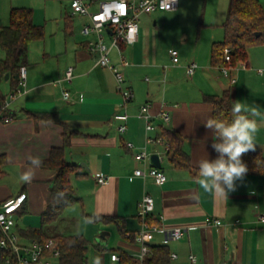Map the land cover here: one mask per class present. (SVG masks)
Wrapping results in <instances>:
<instances>
[{
    "label": "crops",
    "instance_id": "0c3cea01",
    "mask_svg": "<svg viewBox=\"0 0 264 264\" xmlns=\"http://www.w3.org/2000/svg\"><path fill=\"white\" fill-rule=\"evenodd\" d=\"M72 1H0V29L9 23L11 8L29 7L34 24L44 31L43 38L28 47L22 94L10 99L13 78L6 80L0 76V90L12 115L11 121L0 122V155L7 157L5 175L0 179V203L27 194L26 202L15 213V232L19 235V229L41 228L55 177L54 171L41 165L31 183L23 182L20 175L28 166L26 155H39L44 160L52 148L65 147L67 162L79 166L71 175V185L80 200L64 210L55 229L87 239L88 264H122V260L140 259L142 247L137 234L142 223L138 212L145 194L154 199L149 219L160 228L145 232V257H151V247L162 245L171 254L167 264H264V224L257 223L258 215L264 214V174L247 173L243 181L236 182V190L228 194L227 200L204 192L196 183L198 159L206 153L210 159L217 156L211 147V130L204 126L212 117V108L205 103L204 96L229 91L232 103L239 100L258 107L264 114V75L259 73L264 69V43L251 46L247 60L232 65L229 77L222 74L220 66L211 64L209 47L207 57L201 56L199 43L192 58L182 57L177 49L181 57L179 64L174 65L169 50L176 48L171 45L160 49V40L152 27L162 22L163 29L169 16L179 18L183 5L179 2L175 11L142 14L138 40L124 48L120 46L130 65L122 67L118 51L110 52L112 64L125 74L123 89L133 92L127 104V130L120 133L113 116L124 109L121 92L116 90L111 70L99 65L98 53L89 49L95 36L87 37L82 31L81 36L86 38L76 34L77 15L71 14ZM83 1L95 12L107 0ZM260 2L264 5L263 0ZM110 36L108 33L105 37L108 45ZM188 41L189 36L184 33L178 44L183 47ZM4 57L0 47V59ZM192 62L197 69L187 80L186 70ZM69 67H73L70 81L65 79ZM65 92H69L68 98ZM146 104L157 127L149 132L141 116V108ZM164 111L170 116L168 124L160 117ZM42 113H54L58 121L39 117ZM250 118L259 124L255 150L264 156V119ZM165 129L184 137L182 149L190 157L192 168H179L170 161L167 140L162 135ZM148 137L154 141L147 142ZM144 147L151 154L150 160L139 161L136 154ZM153 155L158 156V168L167 176L163 185L155 184L150 176L134 174L138 168L156 167ZM100 174L108 177L106 185L96 182ZM76 205L78 213L72 208ZM87 215L107 216L112 221H91ZM215 220L222 221V225L213 224ZM175 227L186 229L182 239L170 238L163 230ZM19 237L22 243L28 242ZM112 254L118 255L120 262L113 261ZM48 260L50 264H59L57 256Z\"/></svg>",
    "mask_w": 264,
    "mask_h": 264
},
{
    "label": "trees",
    "instance_id": "16d2710c",
    "mask_svg": "<svg viewBox=\"0 0 264 264\" xmlns=\"http://www.w3.org/2000/svg\"><path fill=\"white\" fill-rule=\"evenodd\" d=\"M224 39L213 42L210 61L213 66H222L225 62V48L230 49L231 65L248 58V49L264 43V5L260 0H229L228 10L224 23ZM259 34V36H257ZM42 26L33 22V10L29 7H13L9 11V23L0 29V47L4 52V59H0V76L9 74L13 78L12 91L18 88L19 81L15 78L24 65L29 45L42 39ZM125 43H120L121 48ZM4 95L0 90V104L4 103ZM204 101L212 108V117L231 119L232 100L229 91L220 95H205ZM39 117L58 121L54 113H42ZM162 135L167 140L168 157L179 168H192L190 157L182 149L184 137L176 131L164 130ZM69 141L66 138L65 143ZM259 157L260 163L255 164ZM242 160L248 166L249 174H264V156L261 152L249 151ZM7 164L6 155H0V179L4 177V167ZM43 167L55 172L51 187V197L47 210L42 214V226L19 229V235L28 240H37L46 243L55 241V249L59 250V264H88V241L80 234L65 235L56 232L55 225L60 221L66 208L76 204L80 199L75 196L71 185V175L76 173L79 166L69 164L66 160L65 147H54L48 158L42 160ZM87 218L96 222H109L107 216L87 215ZM151 225L156 221L148 219ZM151 257H144L137 261L122 260V264H167L171 254L166 246L151 247ZM129 259V258H128ZM16 264L14 254L10 250H0V264Z\"/></svg>",
    "mask_w": 264,
    "mask_h": 264
},
{
    "label": "built area",
    "instance_id": "2783aa9c",
    "mask_svg": "<svg viewBox=\"0 0 264 264\" xmlns=\"http://www.w3.org/2000/svg\"><path fill=\"white\" fill-rule=\"evenodd\" d=\"M180 0H107L99 4L98 10L90 11L89 5L83 0H73L71 3V14L82 15L89 18V22L82 27V34L85 36L94 35L95 39L89 42V49L92 52L98 53V64L111 70L116 80V90L121 92L123 111L116 113L113 116V121L118 123L117 130L120 133H125L127 130V123L129 114L127 112V104L133 98V92L130 89H123L125 83V74L123 70L115 66L111 62L110 52L116 49L119 53V61L122 67L130 65L129 61L123 54L120 48V43L127 45L134 44L139 36V18L142 14L152 13L156 10L175 11L179 6ZM110 33L111 44L105 42L106 35ZM169 55L172 63L177 65L180 61L179 52L176 49H170ZM225 62L226 64L220 66L221 72L224 76H230V70L233 66L230 64V49L225 48ZM197 69V64L192 62L187 67V76L191 77ZM260 73V71H259ZM19 87L10 94V99L16 98L22 94L21 87L25 86L26 68L22 66L19 70ZM73 78V67H69L65 74L66 80ZM234 81V80H232ZM64 96L69 97V92H65ZM8 101L0 104V122H9L12 120V115L8 112ZM150 106L143 105L141 108V116L146 120V131H153L157 127L152 123V115L149 112ZM162 122L168 124L170 116L167 112L160 114ZM159 140V139H157ZM154 139L148 137L147 142H152ZM129 147L133 144L128 143ZM168 151V144H166V152ZM151 154L144 147L136 154V159L139 161L150 160ZM138 177L145 178L150 176L155 184L163 185L167 181V176L163 170L151 166L148 170L138 168L134 171ZM96 182L100 185H106L109 182L107 176L100 174L96 176ZM27 194L21 193L17 196H12L0 203V250H10L14 254L16 264H50L48 258L50 256H59V250L55 249V241L50 239L46 243L37 240H28L27 243H22L21 238L15 232L16 220L15 213L26 202ZM154 211V199L145 194L139 203L138 217L141 220L142 227L137 234V240L141 244L140 259H143L148 251L144 243L145 232L149 229L157 231L160 228L157 225H151L148 222L149 216ZM257 223L264 224V214L257 217ZM213 224L220 226L222 221L215 220ZM211 225V224H209ZM167 236L173 239H182L185 235L186 229L175 227L171 229H163ZM175 256V255H173ZM113 261L120 262V257L116 254L111 255ZM191 260L195 261V257L191 256ZM6 264H11L9 260Z\"/></svg>",
    "mask_w": 264,
    "mask_h": 264
},
{
    "label": "clouds",
    "instance_id": "9594fccd",
    "mask_svg": "<svg viewBox=\"0 0 264 264\" xmlns=\"http://www.w3.org/2000/svg\"><path fill=\"white\" fill-rule=\"evenodd\" d=\"M264 75V69L259 70ZM264 114L258 107L248 106L241 101H233L231 119L209 117L204 126L211 130L212 149L217 153L216 158L210 159L208 154L196 162V183L206 193H215L227 200L228 194L236 190L237 181H243L248 173V166L243 162V155L255 151V137L259 129L256 119ZM28 166L22 171L20 179L31 183L35 171L40 168L42 158L39 155H26ZM260 163L259 157L255 164Z\"/></svg>",
    "mask_w": 264,
    "mask_h": 264
},
{
    "label": "rangeland",
    "instance_id": "374dc122",
    "mask_svg": "<svg viewBox=\"0 0 264 264\" xmlns=\"http://www.w3.org/2000/svg\"><path fill=\"white\" fill-rule=\"evenodd\" d=\"M180 3L183 5V10L179 18L169 16L163 29L161 28L162 22L158 27H152L158 36V41L160 40L161 46L159 48L165 50L173 45L176 50L180 51L182 57L192 58L197 43H199V53H201V56L207 57L208 47L211 51L213 42H221L224 39L222 24L226 18L229 0H180ZM142 16L144 15L139 18L140 25H142ZM75 18V32L83 38L81 30L88 19L80 15L75 16ZM184 33L189 36V41L181 47L178 42ZM161 38H163L162 41ZM181 56L179 54V58ZM187 78L191 79L192 77L187 76ZM72 208L75 213L80 211L78 205Z\"/></svg>",
    "mask_w": 264,
    "mask_h": 264
},
{
    "label": "water",
    "instance_id": "95a60500",
    "mask_svg": "<svg viewBox=\"0 0 264 264\" xmlns=\"http://www.w3.org/2000/svg\"><path fill=\"white\" fill-rule=\"evenodd\" d=\"M257 36H259V34H257ZM9 76H10V75H9L8 73L5 74V79L8 80V79H9ZM15 78H16V79L19 78L18 74L15 76ZM152 161H153L154 165H155L157 168L160 166V165H159V158H158L157 155H153V156H152ZM80 165L86 168V166H84V164H80Z\"/></svg>",
    "mask_w": 264,
    "mask_h": 264
}]
</instances>
